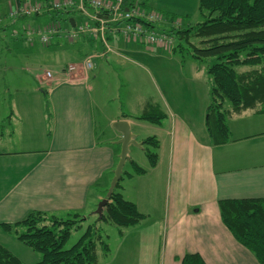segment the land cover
<instances>
[{"label":"crops","instance_id":"0c3cea01","mask_svg":"<svg viewBox=\"0 0 264 264\" xmlns=\"http://www.w3.org/2000/svg\"><path fill=\"white\" fill-rule=\"evenodd\" d=\"M33 1L0 0V31L9 30L11 37H22L32 45L38 30L49 22L59 21L63 31L52 37L50 43L66 41L73 56L72 59L69 57L68 64L56 65L52 72L45 70L35 74L39 88L32 89L34 102H19L8 116L11 126L6 130L3 124L0 126V224L15 223L33 211L48 216L93 211L91 208L105 197L103 188L110 184L120 152L117 140L121 134L114 130L112 123L125 119L130 129L133 126L140 128L139 121L145 120L137 117L147 107L155 106L164 117L158 123L145 122L152 124L157 132L152 136L158 142L157 161L154 166L150 163L144 166L128 153L130 159L126 162L131 160L145 171L135 173L129 162L131 169L125 170L124 165L125 174L119 180V192L135 204L143 218L117 232L115 248L122 256L120 259L113 258L108 236L109 250H97L94 264H111L112 259L117 263L125 261L134 246L144 254L143 264H180L181 257L188 252L199 253L206 264H260L235 240L222 222L218 207L220 199L264 197V112L259 111L260 107L229 112L226 117L229 140L212 144L205 127L209 92L207 104L201 99L203 114L198 127L177 109L162 106L156 98L145 99L140 104V113L118 109L106 116L101 131L105 137L101 138L94 113L95 109L99 113L102 111L92 98L91 74L94 70L111 67L125 71L128 79L137 77L143 82L148 81L155 91L158 89L155 77L164 80L166 86L169 72L166 65L176 63L175 46L173 50H165L142 41L126 42L119 34H111L108 45L115 53L102 54L103 43L88 34L74 41L68 40L67 31L86 20L92 21L77 8L86 2L87 12L93 14L88 0H71L72 4L61 10L60 18L51 17L49 12L52 10L15 21L8 18L10 8ZM136 1L146 11L154 10L163 15L165 22L155 25L158 30H171L169 26L173 27L179 20L173 15L191 14L190 7L182 2L186 0ZM193 2L191 0V6L193 4L194 13H197L193 21L197 23L203 15L198 0ZM70 19H73V26ZM187 19L181 20L182 23L192 22ZM26 28L29 29L26 31ZM88 56H95L94 67L90 70L83 66ZM192 58L191 62L197 61ZM70 65L75 68L69 70ZM190 66L195 76L203 75L202 68ZM236 69L242 72L250 67L238 66ZM137 79L131 84H136ZM132 132L143 145L146 137L139 139L138 131ZM154 172L158 174L154 175ZM155 189L159 193L166 192L164 207L158 202ZM153 214H156L154 218ZM2 239L19 241L16 236L0 227V243L13 253Z\"/></svg>","mask_w":264,"mask_h":264},{"label":"trees","instance_id":"16d2710c","mask_svg":"<svg viewBox=\"0 0 264 264\" xmlns=\"http://www.w3.org/2000/svg\"><path fill=\"white\" fill-rule=\"evenodd\" d=\"M126 2L124 0V4ZM198 4L204 17L202 21L185 30L171 29L165 32L172 36L175 32L172 30H177L178 37L185 39L187 34H193L201 44L194 48L196 54L193 56L199 59L213 58L207 68L211 85L205 127L212 144H222L229 140L226 122L229 112L255 106L264 112V0H198ZM49 13L57 18L63 14L58 10ZM238 66L250 69L239 72L236 69ZM226 102L229 109L225 107ZM163 117L164 113L158 107L149 106L137 118L158 123ZM143 142L158 147L157 140L152 136ZM146 153L150 165L154 166L157 154ZM129 162L135 173L145 171L131 160ZM122 174H125L124 170ZM117 187L119 182L108 198L101 217L97 219L119 227L135 225L143 215L133 202L126 200L116 190ZM218 207L222 222L235 240L249 250L260 264H264V197L220 199ZM80 214L70 213L65 218L49 216L53 224L48 227L39 225L46 214L33 211L22 220L1 223L0 227L9 233H16L18 226L24 227L25 230L16 233V237L41 255L38 261L31 264H94L98 245L103 252L109 250L95 223L88 224L71 247L63 248L71 229L81 227L77 224L83 220L78 219ZM0 264L25 263L0 243ZM180 264L206 263L199 253L188 252L181 257Z\"/></svg>","mask_w":264,"mask_h":264},{"label":"rangeland","instance_id":"374dc122","mask_svg":"<svg viewBox=\"0 0 264 264\" xmlns=\"http://www.w3.org/2000/svg\"><path fill=\"white\" fill-rule=\"evenodd\" d=\"M182 2L187 3V7H190L189 11H191V14H189V16L173 15L174 18L178 17L179 20L173 23V27L169 26L172 29L185 30L196 23L193 19L197 18V13H194L195 10L193 4L191 6V0ZM158 14L160 15L159 17H161L159 22H165L163 15L160 12H158ZM186 17L189 18L190 21L192 20V22H189L188 24L182 23L181 20H188ZM203 18H201V20L199 19V21H202ZM177 30H172V32L175 31L172 33V37L175 45L174 59L176 60V63H169L166 65L167 71H169L168 76H166L168 77L167 83H165L166 86L163 84L164 80L162 81V79L155 77L158 86V89L155 88L156 92L151 88L152 86L150 87L148 81L143 82L142 80L137 79V77L133 78L134 80L137 79L136 81L138 82L136 84H131V82L134 81L133 78L130 77L128 79L127 72H121L119 69L116 70L111 67L109 69L96 68L93 74H91V77L93 76V102L96 106L101 108L100 111H102V113H99V110L95 109L94 113L97 133L101 138L105 137L102 135L101 131L106 116L115 113L118 109L140 113V104L143 103L145 99L156 98L162 106L165 104L177 109L180 114L185 115L195 126L198 127V120H201L203 114V108L201 111V99L203 98L204 102H206V104L208 103V89L211 85V78L207 73V68L208 65L213 62V58L208 57L199 59L194 57L193 55L196 54L194 48L196 46H201L198 39L195 38L193 34H187L186 39L184 37L179 38L177 35L178 33L176 32ZM181 36H183V34ZM36 37L37 39H34L33 44L29 45L22 37H11L9 30L0 31V126L3 124L2 127L4 130H6L9 125L11 126V123L8 122V116L15 106L19 105V102H22L23 100H25L24 102L26 103L34 102L35 96L32 93V89L34 87L39 88L34 78L35 74H42L45 70L52 72L56 65L68 64L70 58L72 59L73 51H71L70 44H67L66 41H61L57 44L56 41L53 40L49 45H46L45 43L40 42L38 34ZM76 55L79 57L80 54L76 52ZM192 57L197 61L191 62V59H193ZM191 64L202 68L203 75L200 74L199 78L195 76L194 71L191 69ZM128 65H130L131 68L134 67V65ZM150 67L153 70L152 65H150ZM168 68H170V70ZM225 107H230L227 102L225 103ZM139 122L142 127L138 128L133 126V128H131L134 132L138 131L137 137L139 139L142 137L147 138L149 135L154 136L153 134L156 131L153 129L152 124L145 121ZM17 147H19V145H17ZM146 151L156 153L157 149L150 143H144L141 146L133 144L129 146L130 157L137 159L139 163H141V165L144 164V166L150 163ZM124 169L128 171L131 169L129 162H126ZM156 173L158 174V172H154V175ZM146 182L149 183L150 181ZM106 186V189L104 187V191L102 192L104 196H106L109 183L106 184ZM116 190L119 191V188L117 187ZM161 192L159 193L155 189L154 193L158 195V202L164 207L166 192ZM96 207L97 206L91 208V210H93L91 212L78 215V219H83L81 223H77L81 227H73L71 229L70 237L64 244L63 248L71 247L77 241L86 226L95 223V226L99 229L102 240L107 243L108 236L110 237L109 243L110 246L112 245L111 249L113 251V258L118 260L122 256L117 254V251L119 250L115 248V242L118 240L117 232H121L120 229L123 227H119L112 222L99 221L97 219L98 214L95 212ZM103 210L104 207L102 208V212ZM154 215L156 214H153L152 218L155 217ZM49 216L45 215L43 221H41L39 225L51 227L53 222L51 220L52 218L50 219ZM54 217L65 218L66 216L58 214ZM24 230V227L18 226L16 228V233ZM16 233H12L13 236H16ZM7 240L8 242L5 239H2L1 241L4 244L7 242L13 249V253L25 264H31L33 261H38L40 259V253L26 246L18 238L17 240L21 243L15 239ZM99 249L101 248L98 245L96 253ZM128 253L129 254L126 255L128 258L125 261L122 260L120 263H117L115 262V259H112L111 264H127V260H130L128 264H143L145 256L140 250L136 249L135 246L134 250L129 251Z\"/></svg>","mask_w":264,"mask_h":264},{"label":"built area","instance_id":"2783aa9c","mask_svg":"<svg viewBox=\"0 0 264 264\" xmlns=\"http://www.w3.org/2000/svg\"><path fill=\"white\" fill-rule=\"evenodd\" d=\"M127 2V4H124V0H88V6L94 9L93 14H89L85 4L80 3L77 6L78 10L85 16L90 17L92 21L86 20L76 28L67 31L66 37L68 40L74 41L81 35L88 34L103 43L102 54L115 53L108 45V37L111 34H119L126 42L142 41L165 50L172 49L174 45L173 37L164 30H158L155 27L161 19L158 12L154 10L146 11L136 0H127ZM71 4V0H48L47 2L35 0L32 3L29 2L10 8L7 15L8 18L15 21L20 17L35 16L49 10L61 11ZM98 13L106 15V19L98 17ZM93 21L95 23H92ZM28 29L26 28V31ZM61 31L63 30L59 21L49 22L43 29L38 30L39 40L41 43L48 45L51 38ZM93 57L95 56L85 58L83 61L85 69L90 70L94 67ZM74 68L73 65L69 66V70Z\"/></svg>","mask_w":264,"mask_h":264},{"label":"water","instance_id":"95a60500","mask_svg":"<svg viewBox=\"0 0 264 264\" xmlns=\"http://www.w3.org/2000/svg\"><path fill=\"white\" fill-rule=\"evenodd\" d=\"M98 16L100 18L107 17L101 14H99ZM69 21L71 25L73 26V19H70ZM112 127L114 128V130H116L117 132L121 134V137L117 140V143L120 144V152L118 156V161L113 171V176L110 180V184H109L106 196L102 198L97 204L95 212L98 214V217H101L102 208L107 204L108 198L112 195V192L114 188L116 187V184L119 182L121 178L123 167L126 161L129 160V156H128L129 146L131 144L141 146V143L135 139L134 134L131 132L129 122L127 120L125 119L115 120L112 123Z\"/></svg>","mask_w":264,"mask_h":264}]
</instances>
